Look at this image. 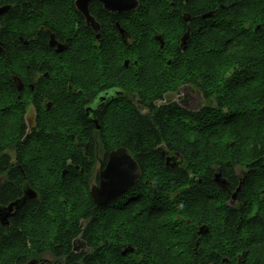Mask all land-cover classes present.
I'll return each mask as SVG.
<instances>
[{"label": "flooded vegetation", "instance_id": "1", "mask_svg": "<svg viewBox=\"0 0 264 264\" xmlns=\"http://www.w3.org/2000/svg\"><path fill=\"white\" fill-rule=\"evenodd\" d=\"M159 1L0 0V264H174L163 255L230 250L205 221L240 216L195 213L194 181L236 208L258 155L264 166L255 136L243 158L241 136L222 132L264 110V54L212 53L232 41L231 21L236 46L264 45V0ZM146 11L172 21V42L146 29ZM146 122L155 132H134ZM116 154L135 183L99 208Z\"/></svg>", "mask_w": 264, "mask_h": 264}, {"label": "trees", "instance_id": "2", "mask_svg": "<svg viewBox=\"0 0 264 264\" xmlns=\"http://www.w3.org/2000/svg\"><path fill=\"white\" fill-rule=\"evenodd\" d=\"M145 6H158L160 4L159 0H145ZM170 19V18H169ZM165 18H161L160 14L154 12H145L144 25L147 30L158 32L163 31L166 34V37L169 41L172 42L170 35V28L172 21L169 20L167 25H164ZM154 26H152V24ZM231 24H225L222 27V33L226 36H231L232 41L226 43L222 49H217L213 51V54H222V53H255L257 55L264 54V45L254 44L245 42L243 44L235 45V38L233 29V21ZM217 27L213 30L212 33L217 32ZM218 37L217 35L215 38ZM151 38V37H150ZM204 39L200 38L198 45L202 46ZM260 63V62H259ZM259 74H264V69L258 67ZM159 96V95H157ZM164 117V116H163ZM167 121L159 125L162 133H170L169 125V115L166 116ZM256 121L252 117H248L247 120H243L240 124L230 125L226 123L222 129V132L225 135L239 134L241 138L237 143H240L241 155L244 158V154L247 151H250L251 144L254 143L253 137L255 136V143L258 145V149L264 154V110L258 107L256 111ZM154 125H149L146 122L143 125L137 126L134 130L137 134H144L152 131ZM158 132V130H157ZM195 158L196 162H201ZM262 157L261 155L257 156V161L250 165L254 168L252 172V181L247 179V187L243 189L241 195V205L236 208H231L225 203H220L218 201H213L211 198L202 195L206 190H202V186L197 185V182L194 181V187L197 189L194 200V212L195 213H208V214H222V215H239L240 218H225L222 225L221 220L213 222V220L205 221L208 224L210 232L220 231L222 232V241H227L231 248L228 251L220 253H209V254H187V255H173V254H164L167 260L173 262L174 264H206L203 262L204 256L208 258V264H264V166L261 165ZM199 176L198 173H196ZM166 205L161 206V213H166ZM100 218V217H99ZM98 218V219H99ZM105 220L99 219L98 224L104 226ZM213 223L211 226L210 224ZM214 224H221L220 226H214ZM222 226V227H221ZM105 229V227H102ZM122 229H119V231ZM199 260V261H198ZM223 260H226V263H222ZM198 261V263H197Z\"/></svg>", "mask_w": 264, "mask_h": 264}, {"label": "water", "instance_id": "3", "mask_svg": "<svg viewBox=\"0 0 264 264\" xmlns=\"http://www.w3.org/2000/svg\"><path fill=\"white\" fill-rule=\"evenodd\" d=\"M185 39L186 35L182 38L183 44ZM123 158L116 154L114 159L120 160V162H111L112 165H108L106 170L101 174V181L98 189L99 194L96 198L97 205L99 208H103L104 206L115 200L119 195L124 194L125 192L130 190L133 184L135 183V179L132 181L126 178L127 173L130 171L128 167L129 165L131 166V164H129L128 162L132 161L126 155ZM215 181L218 183V186L220 188L224 184V181L221 179L220 175L219 180L216 179ZM244 183L245 177L239 183V186L236 189L234 196L237 192H240L243 189ZM206 232L207 229L203 227L200 229L198 234H205ZM223 262H226V260H223Z\"/></svg>", "mask_w": 264, "mask_h": 264}, {"label": "snow or ice", "instance_id": "4", "mask_svg": "<svg viewBox=\"0 0 264 264\" xmlns=\"http://www.w3.org/2000/svg\"><path fill=\"white\" fill-rule=\"evenodd\" d=\"M2 35H3V33H0V38H2ZM0 51H3L2 49H0Z\"/></svg>", "mask_w": 264, "mask_h": 264}]
</instances>
